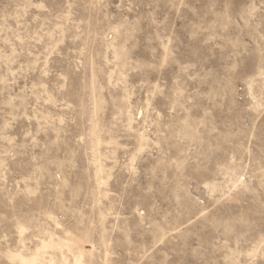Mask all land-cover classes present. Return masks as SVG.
<instances>
[{
	"label": "rangeland",
	"instance_id": "obj_1",
	"mask_svg": "<svg viewBox=\"0 0 264 264\" xmlns=\"http://www.w3.org/2000/svg\"><path fill=\"white\" fill-rule=\"evenodd\" d=\"M0 264H264V0H0Z\"/></svg>",
	"mask_w": 264,
	"mask_h": 264
}]
</instances>
